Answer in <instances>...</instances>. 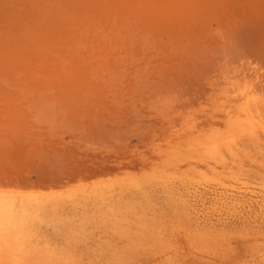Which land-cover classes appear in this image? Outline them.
<instances>
[{"label":"rangeland","instance_id":"1","mask_svg":"<svg viewBox=\"0 0 264 264\" xmlns=\"http://www.w3.org/2000/svg\"><path fill=\"white\" fill-rule=\"evenodd\" d=\"M14 223L45 264H264V0H0V264Z\"/></svg>","mask_w":264,"mask_h":264},{"label":"bare ground","instance_id":"2","mask_svg":"<svg viewBox=\"0 0 264 264\" xmlns=\"http://www.w3.org/2000/svg\"><path fill=\"white\" fill-rule=\"evenodd\" d=\"M250 91V90H249ZM249 91H247V89H245V90H240V94H239V98L240 99H242L243 100V102L246 104V103H248L247 101H250L249 99L251 98V92H249ZM239 100V99H238ZM251 104H253V103H251ZM247 106V105H246ZM249 106V105H248ZM252 106V105H251ZM251 106H250V108H251ZM254 106H256V105H254ZM241 108V107H240ZM249 108V109H250ZM256 109V108H255ZM241 110V109H240ZM248 109H246V111H247ZM230 112V111H229ZM236 112V111H235ZM230 114V113H229ZM237 115V114H236ZM235 115V116H236ZM243 115V114H242ZM233 116V115H232ZM228 118V117H227ZM237 118H238V116H237ZM240 118V117H239ZM250 119V118H249ZM231 122H232V124H233V122L235 121V117H230V119H229ZM246 120V119H245ZM247 121V120H246ZM248 123L250 122V121H247ZM243 123H245L244 121H243ZM240 124H242V123H240ZM251 124V123H250ZM245 125V124H244ZM246 127H248V125L249 124H247L246 123ZM236 126V125H235ZM252 126H253V124H252ZM241 127H243V126H241ZM249 128V127H248ZM238 129H240V128H238ZM238 129H234V131L230 134V136H231V138H234V134L235 133H238ZM244 129V128H243ZM233 130V129H232ZM231 130V131H232ZM260 130V129H259ZM250 131V130H249ZM252 131V130H251ZM256 132L257 131H255V134H256ZM226 133V132H225ZM248 133V132H247ZM220 134H222V133H220ZM241 134V133H240ZM242 135H243V133H242ZM214 136V135H213ZM222 136H223V134H222ZM217 137V136H216ZM219 137V136H218ZM239 137V136H238ZM252 137H254V135L252 136ZM251 137V138H252ZM196 138V137H195ZM231 138H227L226 140V142H224L225 144H227L228 146H229V144H230V141H231ZM197 139V138H196ZM208 139V142H209V138H207ZM211 139V138H210ZM212 140V139H211ZM210 140V141H211ZM236 140V139H235ZM192 141H193V139H192ZM207 141V140H206ZM215 141V140H214ZM213 141V142H214ZM219 141H217V144H219L218 143ZM193 143V142H192ZM191 143V144H192ZM191 144H189V145H191ZM202 144H204V143H202ZM216 144V143H215ZM235 144V143H234ZM187 145V144H186ZM217 146V145H216ZM237 146V145H236ZM211 147V146H210ZM233 147V146H232ZM218 148H220V147H218ZM230 148V147H229ZM234 148H236L235 146H234ZM238 148V147H237ZM189 149V148H188ZM228 149V148H227ZM226 149V150H227ZM179 150V149H178ZM208 150V149H207ZM220 150V149H219ZM222 150H223V148H222ZM226 150H223V151H226ZM233 150V149H232ZM229 151H230V149H229ZM236 151V150H235ZM200 152H202V151H200ZM205 152H206V150H205ZM211 152H212V150L210 151V154H211ZM220 152H221V150H220ZM226 152H228V151H226ZM191 153V152H190ZM198 153V152H197ZM203 153V152H202ZM201 153V154H202ZM176 154H177V152H176ZM175 154V155H176ZM200 154V153H199ZM228 154H230L229 152H228ZM217 155H218V153H217ZM233 155V154H232ZM209 158H210V156L209 155H207ZM214 156H215V154H214ZM214 156L212 157V158H214ZM176 157V156H175ZM211 158V159H212ZM217 158V157H216ZM235 158V157H234ZM213 161V160H212ZM234 161H236V160H234ZM214 162V161H213ZM216 164V163H215ZM222 165H223V163H221ZM229 164V163H228ZM219 166V165H218ZM213 167V166H212ZM231 168V167H230ZM228 169V168H227ZM211 170V169H210ZM209 170V171H210ZM214 170V169H213ZM213 170H212V172H213ZM211 172V171H210ZM218 172V171H217ZM202 175V174H201ZM205 176V175H204ZM210 176H211V174H210ZM218 176V175H217ZM220 176V175H219ZM201 178V177H200ZM219 180V179H218ZM213 182V181H212ZM233 197V196H232ZM3 199V198H2ZM93 199V198H92ZM235 199V198H234ZM33 200V199H32ZM5 201V200H4ZM54 202H41V201H38L37 199H35V200H33V201H28L27 202V205L26 204H24V207L26 208V211L27 210H29V208L28 207H30V205L32 206V207H39V206H44V208H45V206H48V205H52V204H57V202L55 201V200H53ZM223 201V200H222ZM225 201H227V200H225ZM224 201V202H225ZM229 201V200H228ZM237 201V200H236ZM7 202V201H6ZM224 202H223V204H224ZM235 202V201H234ZM45 203H46V205H45ZM259 203V202H258ZM10 204H11V202H10ZM9 204V205H10ZM13 204V203H12ZM12 204H11V207H12ZM225 204H227V203H225ZM15 205V204H14ZM232 205V204H231ZM230 205V206H231ZM235 205V204H234ZM238 205V204H237ZM8 205H6V207H7ZM225 206V205H224ZM233 206V205H232ZM226 207V206H225ZM228 207H229V205H228ZM235 207V206H234ZM9 209H10V207H9ZM38 209V208H37ZM11 210H12V208L10 209V211L9 212H11ZM41 210V209H40ZM39 210V211H40ZM13 211H15V209L13 210ZM12 211V212H13ZM261 212V211H260ZM14 214V213H13ZM16 216H18V215H16ZM15 218V217H14ZM22 220H24V219H22ZM14 221V220H13ZM26 221V220H25ZM15 222V221H14ZM8 224V223H7ZM23 224V223H22ZM25 224V223H24ZM11 225V224H10ZM10 225H8L7 227H9ZM11 227H15V223H14V226H12L11 225ZM209 227V226H208ZM30 228V227H29ZM13 230V229H12ZM11 230V231H12ZM213 230V229H212ZM28 231H29V229L27 228V227H24V226H17V227H15L14 228V232H15V234H16V245H17V247H16V245H15V247H16V250L17 251H15L16 252V254L14 255V256H16V257H14L15 259H14V261L12 262V264H45V263H43V260H41L40 258H38V257H36V253L37 252H35L34 251V249L33 248H31V244H30V236H29V234H28ZM207 231H211V230H207ZM13 232V231H12ZM201 232V231H200ZM199 232V233H200ZM216 232V231H215ZM210 233V232H209ZM204 236V235H203ZM1 237V236H0ZM201 237V236H200ZM199 238V237H198ZM32 239V238H31ZM202 239V238H201ZM37 244V243H36ZM39 247H41V246H39ZM37 248V247H36ZM43 250V249H42ZM44 251H46V250H44ZM12 259V258H11ZM46 259V258H45ZM53 259V258H52ZM12 261V260H11ZM53 261V260H52ZM5 262L6 261H4V264H5ZM7 263V262H6ZM9 264H10V262H9Z\"/></svg>","mask_w":264,"mask_h":264}]
</instances>
